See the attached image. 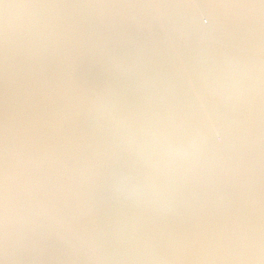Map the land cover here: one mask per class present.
Returning <instances> with one entry per match:
<instances>
[{"label":"water","instance_id":"water-1","mask_svg":"<svg viewBox=\"0 0 264 264\" xmlns=\"http://www.w3.org/2000/svg\"><path fill=\"white\" fill-rule=\"evenodd\" d=\"M0 264H264V0H0Z\"/></svg>","mask_w":264,"mask_h":264}]
</instances>
